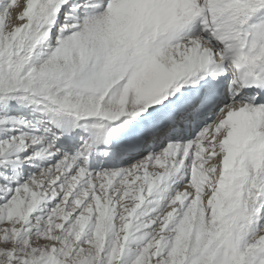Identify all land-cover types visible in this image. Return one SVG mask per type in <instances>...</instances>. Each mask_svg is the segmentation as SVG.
<instances>
[{
  "label": "snow or ice",
  "instance_id": "obj_1",
  "mask_svg": "<svg viewBox=\"0 0 264 264\" xmlns=\"http://www.w3.org/2000/svg\"><path fill=\"white\" fill-rule=\"evenodd\" d=\"M0 264H264V0H0Z\"/></svg>",
  "mask_w": 264,
  "mask_h": 264
}]
</instances>
